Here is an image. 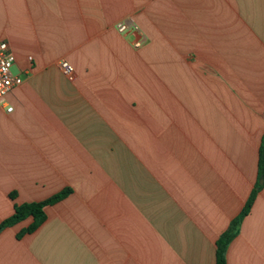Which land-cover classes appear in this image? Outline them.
Segmentation results:
<instances>
[{
	"label": "crops",
	"instance_id": "0c3cea01",
	"mask_svg": "<svg viewBox=\"0 0 264 264\" xmlns=\"http://www.w3.org/2000/svg\"><path fill=\"white\" fill-rule=\"evenodd\" d=\"M3 41L23 83L0 106V223L72 192L3 230L0 264H216L260 183L264 0H0ZM260 184L227 264H264Z\"/></svg>",
	"mask_w": 264,
	"mask_h": 264
},
{
	"label": "trees",
	"instance_id": "16d2710c",
	"mask_svg": "<svg viewBox=\"0 0 264 264\" xmlns=\"http://www.w3.org/2000/svg\"><path fill=\"white\" fill-rule=\"evenodd\" d=\"M259 178H264V138L259 150ZM262 187L263 186L260 183H257L241 213L232 221L228 230L224 232L219 238L216 250V264H227L226 252L228 245L239 233L240 224L242 220L250 213L256 197ZM71 192L72 190L67 188L44 201L15 205L14 214L0 223V233L3 230L15 226L29 218H32V224L28 228L22 230V232L19 234V237L23 236L24 234L34 232L47 219L45 208L62 201L69 194H71ZM11 198H15V193L11 194Z\"/></svg>",
	"mask_w": 264,
	"mask_h": 264
},
{
	"label": "built area",
	"instance_id": "2783aa9c",
	"mask_svg": "<svg viewBox=\"0 0 264 264\" xmlns=\"http://www.w3.org/2000/svg\"><path fill=\"white\" fill-rule=\"evenodd\" d=\"M117 30L121 34H127L130 31H138L136 26H129L127 22L117 24ZM142 41L137 40L134 43L135 48H141ZM14 65V56L10 52L7 42H0V106L6 105L7 95L15 88L23 83L21 75H14L11 68ZM60 68L64 75L71 76L74 68L66 61L60 62ZM12 107H7V112H12Z\"/></svg>",
	"mask_w": 264,
	"mask_h": 264
},
{
	"label": "rangeland",
	"instance_id": "374dc122",
	"mask_svg": "<svg viewBox=\"0 0 264 264\" xmlns=\"http://www.w3.org/2000/svg\"><path fill=\"white\" fill-rule=\"evenodd\" d=\"M11 72L14 74V75H17L18 74V68L16 65H13L12 68H11Z\"/></svg>",
	"mask_w": 264,
	"mask_h": 264
},
{
	"label": "water",
	"instance_id": "95a60500",
	"mask_svg": "<svg viewBox=\"0 0 264 264\" xmlns=\"http://www.w3.org/2000/svg\"><path fill=\"white\" fill-rule=\"evenodd\" d=\"M260 183H263V178L260 179Z\"/></svg>",
	"mask_w": 264,
	"mask_h": 264
}]
</instances>
